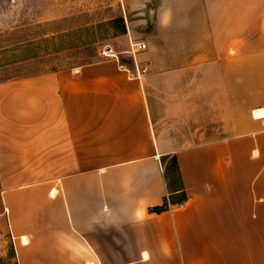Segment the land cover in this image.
<instances>
[{"label":"crops","instance_id":"crops-1","mask_svg":"<svg viewBox=\"0 0 264 264\" xmlns=\"http://www.w3.org/2000/svg\"><path fill=\"white\" fill-rule=\"evenodd\" d=\"M119 3L126 69L0 80V264H264V0Z\"/></svg>","mask_w":264,"mask_h":264},{"label":"rangeland","instance_id":"rangeland-1","mask_svg":"<svg viewBox=\"0 0 264 264\" xmlns=\"http://www.w3.org/2000/svg\"><path fill=\"white\" fill-rule=\"evenodd\" d=\"M119 0H0V80L70 68L110 48L131 60Z\"/></svg>","mask_w":264,"mask_h":264},{"label":"built area","instance_id":"built-area-1","mask_svg":"<svg viewBox=\"0 0 264 264\" xmlns=\"http://www.w3.org/2000/svg\"><path fill=\"white\" fill-rule=\"evenodd\" d=\"M146 45L144 43H131L129 42V50H128V54L131 55V57H133V55L138 52V51H143L145 50ZM100 57L103 59H107V60H113L115 62H117L119 64V68L121 69H126L120 62H119V56L117 54H115L112 49L110 48H105L104 50H102ZM136 73L138 75L144 74L146 72L145 68H141L138 69L137 67H135ZM165 165H162V171L164 170Z\"/></svg>","mask_w":264,"mask_h":264},{"label":"trees","instance_id":"trees-1","mask_svg":"<svg viewBox=\"0 0 264 264\" xmlns=\"http://www.w3.org/2000/svg\"><path fill=\"white\" fill-rule=\"evenodd\" d=\"M119 22L122 26V34L125 33V28H124V22L122 20V18L119 19ZM177 176V168H176V163L174 160H171L167 163L166 165V170H165V177L166 178H171V177H176ZM164 209H166V205L160 207V208H156L153 210V212L155 213H159L161 211H163Z\"/></svg>","mask_w":264,"mask_h":264},{"label":"bare ground","instance_id":"bare-ground-1","mask_svg":"<svg viewBox=\"0 0 264 264\" xmlns=\"http://www.w3.org/2000/svg\"><path fill=\"white\" fill-rule=\"evenodd\" d=\"M25 241V240H24Z\"/></svg>","mask_w":264,"mask_h":264}]
</instances>
